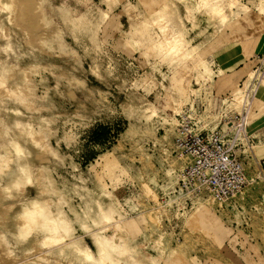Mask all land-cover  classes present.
Wrapping results in <instances>:
<instances>
[{
  "label": "rangeland",
  "instance_id": "obj_1",
  "mask_svg": "<svg viewBox=\"0 0 264 264\" xmlns=\"http://www.w3.org/2000/svg\"><path fill=\"white\" fill-rule=\"evenodd\" d=\"M49 4L44 6L42 21L38 23V26L43 25V29L39 31L24 25L23 37L21 32L6 24L16 46L13 63L17 69H24L29 63V69L25 70L34 89L33 111L22 107L20 111L36 121V127H43V120L51 123V129L58 135L50 137V143L65 158L61 164L49 156L44 168L51 172L58 185H66L69 191L80 183L74 177L80 176L87 181L85 186L93 194V199L100 198L105 205L118 202L127 213L123 221L128 226L127 230L135 233L139 229L142 233L135 237V243L146 257L161 259V264H166L169 257L172 264H192L193 257L199 264H243L236 250L240 245L232 237L264 233V215L255 213L256 206L264 208V173H257L253 165H246L245 186L236 197L221 206L217 203L191 204L183 198L175 199L177 170L181 169L183 162L170 149L175 125L164 121L175 119L177 114L173 109L177 105L173 101H181V94L166 91L171 88V81L163 80L138 53L122 47L121 32L128 30L129 21L120 7L113 14L120 16L118 23L122 27L119 31L108 28L101 34L100 40L107 42L97 53L87 36L73 39L70 25H65L59 13L55 12L63 4L79 15L87 11L84 4L80 0H49ZM92 6L93 12L96 7L106 9L102 0H92ZM256 13L253 10L247 20L242 19L239 29L197 40L199 56L215 64L216 75L222 73L219 69L222 62L230 60L233 63L236 55L245 56L247 60L252 54L250 48L256 45L264 32V17L257 23ZM45 14L54 20L51 27L45 25ZM57 32L62 33L61 47L50 38ZM0 54L5 56L3 52ZM234 66L231 64L224 68L217 85L213 81L215 78L208 83L201 82L203 87L193 82L192 90L198 91V95H192L188 85H184L189 103L181 104V113L193 97L204 98L212 108L221 98L226 97L232 102L233 86H240L244 81L229 84L225 73ZM250 72L247 70L245 83ZM224 86L227 90L221 93ZM211 93L215 98L210 97ZM72 94L83 103V107L72 100ZM2 105L8 109L20 107L10 100L3 101ZM150 107L156 110L157 116L151 115ZM250 114L248 125L264 118V84L261 82L252 100ZM215 115L216 112L210 117ZM2 117L4 124L11 119L6 113ZM73 125L88 126L79 128L82 138H88V143L81 144L79 151L65 143L68 139L65 134ZM129 126L131 131L123 140L122 133ZM2 129L0 124V132ZM113 164L126 173L121 175L117 170L121 182L115 187L105 175ZM98 177H103V183L109 185L107 191L111 198L101 197L103 185ZM26 192L35 194L32 188ZM1 202L0 199V205ZM76 203H79L78 199ZM133 207L135 211L131 210ZM0 232L4 233L1 229ZM5 233L9 234V241L15 243L12 235ZM107 234L111 236L113 233L109 231ZM161 236L165 248L163 258L154 247ZM87 242L93 247L90 239ZM14 252V256H9L8 249L0 245V264H27L28 258L43 253L39 248L26 254L27 250L21 246L14 248ZM173 252L175 255H171Z\"/></svg>",
  "mask_w": 264,
  "mask_h": 264
},
{
  "label": "clouds",
  "instance_id": "obj_2",
  "mask_svg": "<svg viewBox=\"0 0 264 264\" xmlns=\"http://www.w3.org/2000/svg\"><path fill=\"white\" fill-rule=\"evenodd\" d=\"M80 2L87 11L79 15L63 4L55 9L63 23L70 25L72 38L87 36L94 45V50L99 53L107 42L100 40L101 34L108 28L119 31L122 27L118 23L120 16L113 14L120 7L129 21L128 30L121 32L122 47L131 53H138L163 80L171 81V88L166 91H176L182 96L181 101H173L177 105L173 109L177 115L181 114V104L189 103L188 93L183 86L187 84L192 95H198V91L192 90L193 82L203 87L201 82L208 83L216 75L215 64L199 56L200 45L197 40L239 29L240 21L247 20L248 14L253 10L264 15V0H102L106 9L96 7L95 12L92 0ZM46 4H49V0H41L42 12ZM15 15V0H0V17H3L0 19V39L6 41L0 47V52L13 56L16 49L4 21L12 25ZM44 22L47 27L54 24V20L49 19L47 14L44 15ZM57 35L59 38L62 33ZM9 71L8 67L0 68V90L6 93L8 100L20 106L7 110L15 116H22L24 113L20 111L21 107L29 112L33 111L34 89H22L19 86L15 90L10 89ZM261 77H264V72L259 69L250 72L245 89L235 92L234 103H229L228 99L223 101L227 105L225 111L239 109L244 102V91L252 80L257 79L264 84ZM29 83L26 77L25 85ZM151 113L154 117L158 115L154 109ZM192 113L191 118L198 128L202 121H205L203 128L211 125L213 131L219 126V116L196 117L195 109ZM164 122L173 125L181 123L174 118ZM0 124L3 125V131L0 132V192L5 194L6 199H17L24 196L29 187L36 189L34 195L18 201L20 211L15 217L18 223L16 232L11 234L15 243L9 241V234L0 232V245L8 249L9 256L15 255L14 248L37 237L43 252L37 259L42 264H161V259L142 254L140 246L135 243V237L142 233L139 229L135 233L127 230L128 226L123 223L127 213L118 202L105 205L100 198L93 199V194L85 186L87 181L80 176L74 177L80 183L73 185L69 191L66 185L57 184L47 168L34 171L27 163L31 153L14 138L13 128L53 160L64 163L65 158L50 143V137L58 135V132L51 129L49 121L43 120V127H34L31 123L20 120H15L11 127L3 121ZM80 127L88 126L73 125L65 134L68 137L65 143L69 147L75 146L77 151L81 144L88 143L87 136L82 138ZM72 167L74 171L77 170L75 165ZM117 170L119 166L113 164L105 173L113 187L121 182L120 176L116 174ZM119 171L121 175H126L122 170ZM98 178L103 185L101 197L111 198V193L107 191L109 185L103 183V177ZM77 199L79 203H76ZM131 210L136 209L133 207ZM255 213L257 216L264 215V208L256 206ZM156 222L159 223L158 220ZM109 231L113 233L111 236L107 235ZM89 239L95 252L87 242ZM232 239L240 245L236 250L243 264H264V233L248 236L237 234ZM162 240L163 236L154 245L161 258L165 253ZM33 251L35 249H28L26 254ZM166 264H172L171 257ZM192 264H199V261L193 257Z\"/></svg>",
  "mask_w": 264,
  "mask_h": 264
},
{
  "label": "built area",
  "instance_id": "obj_3",
  "mask_svg": "<svg viewBox=\"0 0 264 264\" xmlns=\"http://www.w3.org/2000/svg\"><path fill=\"white\" fill-rule=\"evenodd\" d=\"M259 69L264 72V53L259 57ZM262 78V77H261ZM249 80V79H248ZM260 80L253 79L244 91V102L239 109L225 111L227 105L220 104L216 116L219 126L215 131L209 128H198L196 117L211 115L207 103H200L199 97H193L180 115H175L181 123L174 126L170 143L171 152L183 162L177 170V185L174 189L175 199L183 198L189 203H227L241 192L247 182L243 158L251 157L253 143L249 138L247 123ZM245 89L244 82L240 85ZM232 102L234 103L233 99ZM223 113V115H221Z\"/></svg>",
  "mask_w": 264,
  "mask_h": 264
},
{
  "label": "bare ground",
  "instance_id": "obj_4",
  "mask_svg": "<svg viewBox=\"0 0 264 264\" xmlns=\"http://www.w3.org/2000/svg\"><path fill=\"white\" fill-rule=\"evenodd\" d=\"M40 5H41V0H15L16 15L14 17V23L12 25H9V26L12 27L14 29V31L17 30V31L21 32L23 37H25L24 28H23L24 25H29L35 31H37L38 29L41 30L40 28L43 27L41 22H40V24L42 25V27H41V25L38 26L39 21H42V18H43V12L41 11ZM263 17H264V15H261L258 12L254 16L257 23ZM0 19H3V17H0ZM4 24H5V28L8 32V34L11 35V30H10V27H8L6 25L7 24L6 20L4 21ZM57 34H58V32H57ZM57 34L55 33V35H52L50 38L52 41L58 42V45H59L58 47H61L62 41H61L60 37L58 38ZM43 41L45 43L46 40H43ZM5 43H6V41H4L3 39H0V47H3L5 45ZM12 43H13V40H12ZM14 47H16V46L14 45ZM12 56L13 55H11L10 53L7 55L5 54V56H2L0 54V68L8 67L10 69L9 73H11V71H12V73L14 72V74H11L12 76H10V75L8 76V87L10 89H13V90H15L18 86L21 87L22 89L25 87H31L32 88V84L30 81L29 74L25 70V68L26 69L28 68L29 63H26L24 69L22 67H21L22 69L21 68L17 69L16 64L13 63L14 61H13ZM13 64H14V67H13ZM26 77H27L28 81L30 82L28 85H25V78ZM245 84L246 83L244 82V85ZM239 90H241L240 86L235 85V86H233L232 93L235 94V92H237ZM34 98H35V96H33V99ZM72 98H73L72 100H75L76 103H78V105L80 107H83V103L81 101L76 100V97L73 94H72ZM0 100H2V101L8 100L6 93L3 90H0ZM2 104H3V102L0 103V121H3L2 120L3 119V117H2L3 113H6L9 116H11L10 121L6 122V125H8L10 127L13 125V122L15 120H20L23 123H31L34 127H36V121L31 119L29 116H26L25 114L22 117L15 116L12 114L11 111L7 110L9 107H6ZM151 115H152V113H151ZM2 131H3V129H2ZM130 131H131L130 126L127 129H125V131L122 133V139L123 140H125V138L129 135ZM13 135H14V138H16L17 141L28 152L31 153V155L29 156V158L27 160V163L32 166L33 170L36 171V170L44 168L45 167L44 163L49 159L50 155H48V154L42 152L40 149L36 148L26 136L22 135L20 133V131L16 130L15 128H13ZM38 139H39V137H38ZM116 146L117 145H115L114 148H116ZM39 174H40L39 171H37V175H39ZM4 182L8 183L7 180H5ZM30 188H32L34 190V192H36V189L34 187H29V189ZM0 193H1L0 199L2 200L1 205H0V209H1V212H0V229L2 231H4V233L7 232L10 234H13L16 232V225L18 223V221L15 219V217H16L17 213L20 211V205H19L18 201L20 199L31 197L32 195L28 194V192H25L24 196L18 197L17 199H11V200L8 199V200H10V201H8L5 198V194L3 192H0ZM110 204H112V203H109L108 205H110ZM14 205H15V207H13ZM37 241H38V238L33 237V238L29 239L30 243L21 244L19 246L25 248L26 250H28V249H35L36 250V249L40 248ZM41 255H43V253L42 254L40 253L36 256L34 255L32 258L31 257L28 258L26 260L27 264H42V262L37 259V257H39ZM46 258L48 259L49 257H46ZM53 259H55V258H53Z\"/></svg>",
  "mask_w": 264,
  "mask_h": 264
},
{
  "label": "crops",
  "instance_id": "obj_5",
  "mask_svg": "<svg viewBox=\"0 0 264 264\" xmlns=\"http://www.w3.org/2000/svg\"><path fill=\"white\" fill-rule=\"evenodd\" d=\"M250 49L252 51V54L247 58V60L245 59V56L236 55L233 59L234 60L233 63H231L230 60L222 62V65H221L222 67L220 66L219 68L222 71V73L214 76L215 79L213 81L215 85H217V82L220 83L222 78L219 79V77L222 76L223 71H225L224 68L230 66L231 64L232 65L235 64V66L231 70H227L225 73V76H227L228 77L227 79H229V84L236 83V82L239 83L242 81V79H244V81L247 80V76H246L247 70L250 69L252 71L255 67H257L260 62L259 57L264 53V32L262 33V37L257 41L256 45L254 47H251ZM225 86L223 87L225 89H222L220 87L221 93L226 92L227 88ZM210 95H211L210 96L211 98L212 97L215 98V96H213L212 93ZM225 98L219 99L216 106H214L215 108L214 107L212 108V106H210L209 103H207V107L211 109V115L214 112H216L217 114L219 106L224 100H226ZM214 100H217V99H214ZM199 102L206 104V102L204 101V98L199 97ZM247 131L249 133V138L253 143V149L251 152V157L243 158V162L245 165V171H246V165H253L257 173H260V174L264 173V118L263 119L258 118V120L253 122L252 125H248L247 123Z\"/></svg>",
  "mask_w": 264,
  "mask_h": 264
},
{
  "label": "trees",
  "instance_id": "obj_6",
  "mask_svg": "<svg viewBox=\"0 0 264 264\" xmlns=\"http://www.w3.org/2000/svg\"><path fill=\"white\" fill-rule=\"evenodd\" d=\"M104 130V128H101V131H103Z\"/></svg>",
  "mask_w": 264,
  "mask_h": 264
}]
</instances>
